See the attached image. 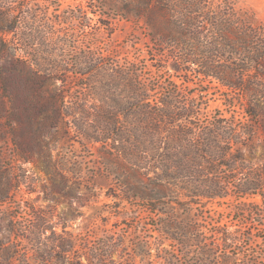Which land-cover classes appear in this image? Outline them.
<instances>
[{
    "label": "rangeland",
    "instance_id": "374dc122",
    "mask_svg": "<svg viewBox=\"0 0 264 264\" xmlns=\"http://www.w3.org/2000/svg\"><path fill=\"white\" fill-rule=\"evenodd\" d=\"M209 11L225 14L223 21L242 33L264 38V0H211ZM30 26L34 37L23 39ZM0 40L5 42L0 50V154L6 167H15L10 200L0 203L1 263L8 250L15 264L56 261L23 237L33 222L34 208L46 214L41 240L51 245L52 230L67 235L77 248L69 260L74 256L79 262L80 257V264H89L92 252L97 264H198L205 257V264H264L260 197L237 200L232 195L207 202L198 217L202 243L182 247L162 230L170 219L181 216L176 203L184 199L161 198L156 213L147 209L150 202L124 199L121 189L130 170L114 141L97 130L101 97L110 100L116 94L122 101L135 102L132 90L143 91L151 100L172 91L183 98L196 97L208 105L211 116L229 118L239 130H248L241 132L242 142L234 147H240L246 168L260 174L264 187V83L252 79L257 83L255 96L246 98L238 90L184 75L177 70L175 48L168 46L160 54L140 25L100 0H0ZM11 41H17V49ZM95 56H102L103 63L94 64ZM26 59L39 64L33 65L35 82L28 80L21 63L13 64ZM111 62L136 63L141 81L130 90L115 85V71L106 69ZM82 70L87 75H80ZM62 105L64 115L49 127L44 114L50 106ZM32 109L38 112L33 121ZM22 149L30 161L18 159ZM137 173L132 180L148 186V178ZM231 175L227 172L223 178L230 180ZM193 212L196 218L199 211ZM216 228L235 231L236 239L222 245ZM255 252L258 257L252 255Z\"/></svg>",
    "mask_w": 264,
    "mask_h": 264
},
{
    "label": "trees",
    "instance_id": "16d2710c",
    "mask_svg": "<svg viewBox=\"0 0 264 264\" xmlns=\"http://www.w3.org/2000/svg\"><path fill=\"white\" fill-rule=\"evenodd\" d=\"M100 1L114 6L123 18L140 25L160 54L168 46L175 48L172 53L177 70H182L184 75H193L202 82L211 80L228 90H238L240 96L246 98L255 96L257 83L251 82L252 79L264 83V38L254 32L242 33L224 22L225 14L209 11L211 0ZM205 27L209 34H204ZM28 29L23 39L34 37V28L30 26ZM9 31L13 30L10 28ZM95 37L94 34L93 40ZM11 44L17 49V41H11ZM4 46L5 42L0 40V50ZM103 61L102 56L94 58V64ZM20 63L28 80L35 82L38 74L33 65H39L38 62L28 59L13 62L14 65ZM132 63L119 66L108 63L106 69L115 71L112 73L115 85L133 89L141 81L136 63ZM93 69H96V65L92 66L91 71ZM87 73L82 70L80 75ZM46 74L49 75V72ZM46 93H49V88H46ZM131 93L135 102L122 101L116 94L111 98L109 96L110 100L100 98L102 104L98 108V122L101 124L97 130L106 132V139L114 141L115 150L124 160L128 171H131L123 181L121 195L124 199L150 202L146 207L153 213L160 209L156 202L161 198L175 195L184 199L176 203L181 216L170 219L162 230L167 239L182 247L188 243H202L198 217L207 209V202L232 195L237 200L260 197L264 202L260 174L246 168L240 147H234L242 142L241 132L247 133L248 130H239L233 120L228 121L229 118L211 116L208 105H203L193 96L183 98L172 91L151 100L141 90H132ZM66 95L65 92L61 94L62 104ZM64 107L50 106V112L44 114L49 127L57 125V119L65 113ZM31 111L30 119L33 121L38 112L37 109ZM34 137H37L36 133ZM18 153L19 160L30 161L28 154H23V149ZM3 162L4 156L0 154V203L10 200V191L14 187V164L6 167ZM140 171L148 178V186L139 180H132L131 177ZM227 172L233 173L230 180L223 178ZM232 188L233 194L229 192ZM193 208L199 211L196 218ZM241 210L245 211L244 208ZM31 211L33 222L26 228L27 234L23 237L36 243L44 257L53 255L51 257L56 259L53 264H80V257L79 262L75 261L74 256L69 260L70 254L75 253L77 248L67 235L52 230L51 245L41 240L47 229L44 224L46 214L42 209L32 208ZM254 211L253 207L249 209V212ZM216 233L224 246L236 239L235 231L216 228ZM8 253L9 250L6 252L7 258L0 264H15ZM252 255L258 257L257 252ZM87 257L89 264H97L98 258L93 252ZM206 260V257L202 258L198 264H205ZM49 262L47 259L46 263Z\"/></svg>",
    "mask_w": 264,
    "mask_h": 264
}]
</instances>
